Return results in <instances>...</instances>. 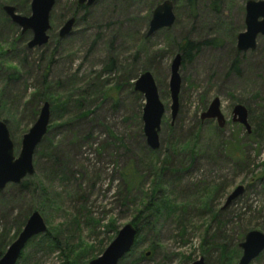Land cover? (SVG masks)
<instances>
[{
	"label": "rangeland",
	"instance_id": "rangeland-1",
	"mask_svg": "<svg viewBox=\"0 0 264 264\" xmlns=\"http://www.w3.org/2000/svg\"><path fill=\"white\" fill-rule=\"evenodd\" d=\"M77 1L55 0L47 33L51 45L27 54L29 64L16 81L5 84L0 74V121L15 157L42 104L49 103L50 110L47 133L33 153L34 174L20 182L28 185L9 184L0 192V237L12 243L38 211L46 232L36 237L55 235L64 254L33 237L18 264H89L127 224L140 229V237L118 264H192L200 258L203 264H238L245 234H264V36L254 50H236L248 0H170L175 23L151 37L146 36L151 13L164 0H96L86 10L77 9L84 8ZM4 6L28 17L30 2L0 0V45L8 49L17 41L11 54L17 61L31 33L21 35ZM70 18L72 31L60 39ZM187 42L196 48L181 61L172 121L170 64L175 55L184 56L181 46ZM52 53L48 92L68 101L67 113L55 116L49 100L40 101L44 58ZM145 72L165 110L156 151L146 146L144 99L133 91ZM214 98L223 128L200 120ZM34 105L38 112L32 118ZM235 105L246 108L249 133L231 121ZM80 112L88 114L78 117ZM238 186L243 194L225 207ZM149 203L153 215L147 226L138 213ZM161 203L166 208L154 215ZM250 264H264V251Z\"/></svg>",
	"mask_w": 264,
	"mask_h": 264
},
{
	"label": "water",
	"instance_id": "water-1",
	"mask_svg": "<svg viewBox=\"0 0 264 264\" xmlns=\"http://www.w3.org/2000/svg\"><path fill=\"white\" fill-rule=\"evenodd\" d=\"M30 2V15L28 17L18 15L14 7L4 6L3 12L14 25L20 27L21 33L30 32L31 39L27 42L30 50L39 49L46 45L49 40L47 35L50 30L49 17L54 7L55 0H27ZM96 0H78L79 7H91ZM245 31L236 37V50L238 52L252 51L256 48L258 37L264 36V0H248L244 5ZM175 23L173 3L164 0L157 5L151 13L148 23L147 37L153 36L162 29H167ZM75 24V19L67 20L58 32L60 39L70 35ZM181 66V55L174 56L170 64V77L168 90L171 100V120L173 121L178 111V95L180 90L179 68ZM133 91L142 95L144 106L141 114L143 123L142 133L146 146L156 151L159 149V137L161 119L165 113L158 96L156 84L149 72L142 73L133 83ZM233 123L244 127L247 133L250 132L248 124V112L245 107L235 105L232 109ZM50 110L49 103L42 104L37 119L28 133L22 137L18 155H14V146L10 139L7 126L0 121V192L9 184H18L25 177L34 174L32 157L37 145L47 133L49 125ZM200 120H214L218 128H223L225 120L220 111V101L214 98ZM244 188L238 186L228 197L225 203L227 207L232 201L242 195ZM46 225L38 211H33L26 220L21 232L16 239L8 246L0 258V264H16L26 244L33 237L44 234ZM136 229L127 224L118 231L114 240L104 250L101 256L89 262V264H118L125 257L134 245ZM239 247L242 249L238 264H250L264 251V234L258 231H250L245 234L244 240ZM148 256V253L146 254ZM192 264H203V259Z\"/></svg>",
	"mask_w": 264,
	"mask_h": 264
},
{
	"label": "trees",
	"instance_id": "trees-1",
	"mask_svg": "<svg viewBox=\"0 0 264 264\" xmlns=\"http://www.w3.org/2000/svg\"><path fill=\"white\" fill-rule=\"evenodd\" d=\"M77 9H83V10H86L87 8H77ZM16 10V9H15ZM2 11H3V8H2ZM21 35H23L21 33ZM20 39V38H19ZM64 39V38H63ZM16 42L17 41H13L8 49H4L1 45H0V74L2 73H5L4 75H2V78H3V82L5 84H8L10 81L12 80H17L18 76L21 74V70L22 68L27 67L29 62H28V57H27V54L30 53V49L27 48V44L22 48V51H23V55L17 59V61H15L12 57H11V54H15L16 53V49H14V45H16ZM60 41L56 42V43H59ZM51 45V42L48 41V43L46 45H44V47H47V46H50ZM194 48H196V45L192 44V43H185L183 44V46H181V50L184 54V56L181 58V61L184 57L188 56V54L190 53L191 50H193ZM10 50V51H8ZM34 50V49H33ZM54 53V52H53ZM53 53L50 54V56L48 58H44V61H45V72L43 74V86L41 84V87H42V95L40 94V101H43L44 99H47L49 100L50 102V105H51V114L53 116H55V112H58L61 114L63 113H67V110H66V107L68 105V101L67 99H59V100H55L53 97H51L50 93L48 92L51 88L50 85H48L46 82H47V75H48V70L50 69V66L52 65L53 63ZM43 61V62H44ZM236 62L237 60H234L233 62V69L235 71H237V68H236ZM112 64V62H110ZM107 71H109L111 69V67H107L106 68ZM1 76V75H0ZM49 86V88L47 87ZM48 88V90L46 89ZM119 89V87H118ZM39 93H36V95H38ZM139 95V94H138ZM137 95V96H138ZM35 96V95H34ZM45 97V98H44ZM140 98V96H138ZM54 100H53V99ZM2 99V95L0 94V111H3V106L1 107V101ZM82 100H80V102H78V107L80 106V103H81ZM31 106V105H30ZM37 112H38V105H34L32 106L31 110H30V114L31 116H33L32 118L36 117L37 115ZM88 112H80L79 115L77 114L78 117H84L85 115H87ZM59 115V119L62 118L60 117ZM58 119V117L56 118ZM192 149H190L191 151ZM127 174H124L123 177L127 180V178L129 179V175ZM20 184V183H18ZM17 184V185H18ZM27 182H22L20 184V186L22 188H25L26 187ZM144 209H141L138 213L139 216L143 215V217L145 216V219H146V224L147 226L150 225V222H151V218L150 216L153 215L151 209V203L149 204H144ZM163 204L161 203L160 206H157L158 208L156 209V213L154 215H156L158 212H159V209L160 207L162 206ZM166 205H163L164 208ZM149 213L147 215H145L146 213ZM22 224H24V222H22ZM136 236H135V241H134V246H136L137 242H138V239L140 237V229H137L136 230ZM37 239H40V244L44 243L46 244L49 248H51V250H58V251H62V255L64 254V250L61 248L60 246V242L58 241V239L55 237V235H52L50 232H47L45 235H43L42 237L38 238V237H34L32 239V242L36 241ZM10 240L7 238L6 235H2L0 237V257L3 255L4 251L6 250V248L9 246L10 244ZM152 252L148 253V256L146 254H144V256L146 257H151L152 256ZM68 258V257H67ZM22 259V253L20 254L19 256V259L17 261L16 264H18V262ZM61 264H72L70 263L69 261H65Z\"/></svg>",
	"mask_w": 264,
	"mask_h": 264
}]
</instances>
